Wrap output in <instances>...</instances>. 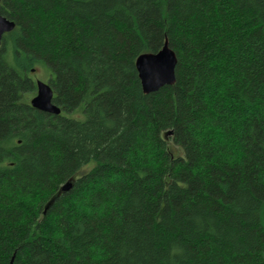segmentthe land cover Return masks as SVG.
<instances>
[{
    "label": "trees",
    "instance_id": "1",
    "mask_svg": "<svg viewBox=\"0 0 264 264\" xmlns=\"http://www.w3.org/2000/svg\"><path fill=\"white\" fill-rule=\"evenodd\" d=\"M0 14V264H264V0ZM166 43L175 83L147 94ZM36 67L60 114L31 105Z\"/></svg>",
    "mask_w": 264,
    "mask_h": 264
},
{
    "label": "water",
    "instance_id": "2",
    "mask_svg": "<svg viewBox=\"0 0 264 264\" xmlns=\"http://www.w3.org/2000/svg\"><path fill=\"white\" fill-rule=\"evenodd\" d=\"M1 2V0H0ZM16 24L0 14V46L4 35L12 32ZM177 58L173 50L166 43L163 49L156 54H143L136 62L142 88L145 93L157 92L165 86L175 83ZM54 92L51 86L43 81L37 82V94L31 100V105L40 111L52 114H60L61 110L53 103ZM72 186L68 182L62 187V191H68ZM13 264V262L11 263Z\"/></svg>",
    "mask_w": 264,
    "mask_h": 264
},
{
    "label": "rangeland",
    "instance_id": "3",
    "mask_svg": "<svg viewBox=\"0 0 264 264\" xmlns=\"http://www.w3.org/2000/svg\"><path fill=\"white\" fill-rule=\"evenodd\" d=\"M35 69H36V71H34V73L32 74L33 77L35 78V80H41V81L46 82L49 78L50 72L47 71V73H46L43 68H37L36 67ZM165 137H166V140L169 142V145L173 146L171 140L168 139V136L166 135ZM173 149L175 150L176 153L181 154V150L179 148L174 147ZM88 169L89 168H87L86 170H88Z\"/></svg>",
    "mask_w": 264,
    "mask_h": 264
},
{
    "label": "flooded vegetation",
    "instance_id": "4",
    "mask_svg": "<svg viewBox=\"0 0 264 264\" xmlns=\"http://www.w3.org/2000/svg\"><path fill=\"white\" fill-rule=\"evenodd\" d=\"M38 81H40V80H36V82H38ZM36 96V95H35Z\"/></svg>",
    "mask_w": 264,
    "mask_h": 264
}]
</instances>
